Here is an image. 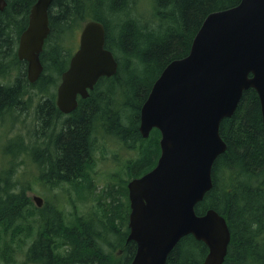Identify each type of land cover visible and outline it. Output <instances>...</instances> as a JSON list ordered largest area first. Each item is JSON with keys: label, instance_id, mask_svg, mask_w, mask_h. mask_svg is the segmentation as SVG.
Wrapping results in <instances>:
<instances>
[{"label": "trees", "instance_id": "trees-1", "mask_svg": "<svg viewBox=\"0 0 264 264\" xmlns=\"http://www.w3.org/2000/svg\"><path fill=\"white\" fill-rule=\"evenodd\" d=\"M5 1L0 10V116L19 107L28 87L36 86L46 94L36 108L39 126L34 127L33 134L38 141L33 150L38 154L45 151L41 133L45 135L46 125L53 129V119L60 118L54 149L48 153L50 159L55 155L51 171L59 177L55 176L50 185L55 187L61 182L76 186L90 181L84 174L90 170V136L100 131L116 136L128 150H136V156L125 163L129 177L140 176L155 165L160 132L152 128L147 137L140 134L142 103L162 69L188 53L206 15L237 5L240 0H154L148 19L133 12L137 0H52L48 9L50 32L40 53L43 70L33 83L28 82L26 63L17 58L14 46L36 0ZM91 19L104 25L105 46L113 53L118 69L112 76L100 77L88 96H78L76 108L64 114L55 106L54 98L60 75L74 52L64 45L66 37L72 39L66 31ZM15 69L13 79L5 81ZM219 133L227 146L214 160L213 186L196 203L195 212L203 214L213 208L226 218L231 240L223 264H240L246 255L250 264H264V123L253 88L244 90L233 114L221 119ZM21 141L22 137L10 140L5 150L27 153L30 149L20 151ZM73 173L78 175L68 177ZM82 189L80 185L76 193L83 195ZM110 191L105 195L109 201L93 197L97 203L87 212L79 213L74 204L70 218L58 204L47 212L39 209L40 236L27 247L26 260L40 264H130L136 244L127 241L128 196L123 202L118 193ZM0 193V257L8 264L15 259L18 241L30 236L28 220L38 211L32 210L24 188L12 191L7 187ZM206 253L205 243L188 234L169 252L165 264H201Z\"/></svg>", "mask_w": 264, "mask_h": 264}, {"label": "water", "instance_id": "water-1", "mask_svg": "<svg viewBox=\"0 0 264 264\" xmlns=\"http://www.w3.org/2000/svg\"><path fill=\"white\" fill-rule=\"evenodd\" d=\"M52 0H36L20 32L16 56L26 63V78L35 82L43 65L40 53L50 32ZM6 5L0 0V10ZM118 62L105 46V28L97 20L82 25L78 45L62 71L55 101L62 113L77 106L102 76L117 72ZM253 88L264 123V0L206 15L188 53L172 59L153 82L139 110V132H160L155 165L127 182V241L136 244L130 264H165L185 235L205 243L201 264H223L231 240L226 218L213 208L203 214L195 205L213 186L212 167L226 149L221 119L233 114L242 92ZM37 206L42 199L34 195Z\"/></svg>", "mask_w": 264, "mask_h": 264}, {"label": "rangeland", "instance_id": "rangeland-1", "mask_svg": "<svg viewBox=\"0 0 264 264\" xmlns=\"http://www.w3.org/2000/svg\"><path fill=\"white\" fill-rule=\"evenodd\" d=\"M153 1L154 0H137L136 6L132 10L133 12H137L140 16L142 15V18L145 17L148 19L150 13H152ZM84 22L66 31L72 35V39L68 37L64 39V45L69 47L70 52L75 51L77 48L79 33ZM151 22L153 21L151 20ZM16 46L17 44L14 46L15 49L17 48ZM16 73L17 69L7 75L4 80L9 81L13 79ZM44 95L46 94H42L38 87H28V93L24 96L19 107L0 116V178H7L5 182L8 181L11 183L8 187L11 188L12 191L24 188L27 196L30 198H32V195H39L42 197V209L47 208V204H60V206L62 204L64 213L68 218H70V213L73 212L74 204L77 206L78 212L80 213L87 212L94 208L97 201L93 197H100L103 201H109V197L107 198L105 195L108 194L110 190V192H114L115 194L118 193L120 199L125 202L127 196L123 194L125 192L123 181L131 179V177L127 175L125 163L134 158L137 152L135 149L128 150L121 142L116 140V136L104 134L101 131L96 134V145L93 147L90 154V156H92V163L89 164L90 181L81 184V187L84 186V191L82 189L83 195L76 193L77 187H80V183L76 185L77 187L67 182H61L58 186L50 187L53 178L42 179L44 178L45 167L36 162V160L40 158L38 156L41 154L34 151V146L32 145H36L38 141L35 139L33 131L35 126H39L36 117V108L38 102ZM41 136L43 138L45 137L43 133H41ZM15 137L23 138L20 151H22V148H26L27 150L30 149L27 152L28 154L20 153L17 155L15 149L5 150V144L10 140H14ZM30 139H32L33 144L30 142ZM41 147L45 149L44 144H41ZM5 182H0V189H4L2 185L6 184ZM42 182L44 183L43 186ZM88 183L89 185L92 183L91 187H89V185L85 187ZM120 190H122L121 195L119 193ZM37 215L36 219H39ZM5 238L7 237H4V239ZM18 242L20 243V247L13 251L15 259L12 263L8 264H40L38 262H29L26 260L25 251L32 242L30 238H24ZM2 243L3 240L1 241V244ZM19 243H17V245H19ZM13 247H16L15 240L13 241ZM248 257L249 256L246 255L243 262L240 264H250ZM0 264H5L3 257H0Z\"/></svg>", "mask_w": 264, "mask_h": 264}, {"label": "flooded vegetation", "instance_id": "flooded-vegetation-1", "mask_svg": "<svg viewBox=\"0 0 264 264\" xmlns=\"http://www.w3.org/2000/svg\"><path fill=\"white\" fill-rule=\"evenodd\" d=\"M56 96V95H55ZM87 97V96H86ZM77 100H78V98H77ZM54 104H55V106H57L56 105V101H55V98H54ZM78 102V101H77ZM60 111V110H59ZM69 113H71V112H69ZM69 113H64V114H69ZM60 121H62L60 118H58V117H56L55 119H53V123H54V125H53V129H50V127L49 126H45V128H44V133H45V135L44 136H46V137H44L43 138V140H42V144H44L45 145V151H43L42 152V154L40 155V156H38V157H40L39 159H37L36 160V162H38V163H40L41 165H43L44 167H45V172H44V178H42V179H46V178H49V179H51V178H54L55 176H57V177H59V175L57 174V173H55L53 170L51 171V166H52V161H53V159H55V155L54 156H51V159H50V157H49V155H48V153L49 152H51L52 153V150L54 149L53 148V141H54V137H55V134L57 133V131H59L60 130V126H61V124H60ZM49 131H51V132H49ZM97 137H96V134L95 133H93L91 136H90V142H89V144L91 143V147H90V151H89V158H88V162H87V165H89L90 163H92V156H90V154H91V151H92V149H93V147H94V140L96 139ZM32 144H33V141H32V139H31V141H30ZM31 146V145H30ZM32 146H35V144L34 145H32ZM87 165H86V167H87ZM89 171L87 172V173H85V175H87V176H89ZM76 175H78V173L76 174ZM76 175L75 174H72L71 176H68V177H70V178H75L76 177ZM7 178H0V182L1 183H4L5 182V180H6ZM55 179V178H54ZM6 184H4V185H2V187H4V188H6V187H8V186H10L11 185V183H9L8 181H6L5 182ZM43 182H42V186H43ZM91 185H92V183L89 185V187H91ZM1 190V189H0ZM1 194V193H0ZM33 196L34 195H32V198H30L31 199V202H32V210H35V211H38L39 209H42V206H37L36 205V202H35V200L33 199ZM37 196H39V195H37ZM128 196V195H127ZM41 199H42V197H41ZM43 202V201H42ZM59 205V208L60 207H62V204H61V206H60V204H58ZM51 206H55V204H51V205H48L47 204V208H43V210H44V212H47L48 210H49V208L51 207ZM63 208V207H62ZM74 210V209H73ZM38 214V215H37ZM39 214H41L39 211L38 212H36V215L39 217V219H36V215H34V216H30V219H29V221H30V236L28 237V238H30V240L33 242L35 239H38L39 238V232H40V227H41V216L39 215ZM63 214H65L64 213V209H63ZM66 215V214H65ZM31 237H33V238H31ZM41 237H43V236H41ZM27 239V238H26ZM31 242V243H32Z\"/></svg>", "mask_w": 264, "mask_h": 264}, {"label": "bare ground", "instance_id": "bare-ground-1", "mask_svg": "<svg viewBox=\"0 0 264 264\" xmlns=\"http://www.w3.org/2000/svg\"><path fill=\"white\" fill-rule=\"evenodd\" d=\"M138 14V13H137ZM142 14V13H141ZM145 18V17H144ZM138 19V18H137ZM149 24V23H148ZM147 27V26H146ZM11 52V51H10ZM9 61V60H8ZM11 61V60H10ZM16 63V62H15ZM5 64V63H4ZM9 64V63H8ZM14 65V64H13ZM10 68V67H9ZM1 69H2V67H1ZM6 71V70H5ZM60 71V70H59ZM102 93V92H101ZM99 95V94H98ZM29 98V97H28ZM99 104V103H98ZM92 105V104H91ZM101 106H102V104H101ZM1 108V107H0ZM72 112V111H71ZM35 113V112H34ZM22 114V113H21ZM37 116V115H36ZM2 120V119H1ZM37 122V121H36ZM27 123V122H26ZM73 125V124H72ZM49 132H51V131H49ZM6 134V133H5ZM7 135V134H6ZM3 137V136H2ZM46 137V136H45ZM97 137V136H96ZM108 137V136H107ZM9 138V137H8ZM16 138V137H15ZM14 138V139H15ZM1 143H3V142H1ZM36 148V147H35ZM108 154V153H107ZM133 154V153H132ZM95 155V154H94ZM84 156V155H83ZM98 159V158H97ZM94 161V160H93ZM94 164V163H93ZM89 166V165H88ZM83 169V168H82ZM222 169V168H221ZM222 171H224V170H222ZM226 171V170H225ZM87 173V172H86ZM73 174H75V173H73ZM85 174V173H84ZM76 175V174H75ZM84 176V175H83ZM224 177V176H223ZM261 179V178H260ZM57 183V182H56ZM264 183V182H263ZM243 184V183H242ZM81 185V184H80ZM264 187V186H263ZM93 188V187H92ZM89 193V192H88ZM106 201V200H105ZM125 201V200H124ZM107 204V203H106ZM123 204V203H122ZM121 204V205H122ZM114 207V206H113ZM117 207H118V205H117ZM28 208V207H27ZM112 208V207H111ZM121 209V208H120ZM53 211V210H52ZM30 211H28V213H29ZM31 213V212H30ZM29 213V214H30ZM33 214V213H32ZM119 216V215H118ZM42 218V217H41ZM109 220V219H108ZM23 221V220H22ZM29 221V220H28ZM112 221V220H111ZM29 223H30V221H29ZM123 223V222H122ZM18 227V226H17ZM73 262V261H72Z\"/></svg>", "mask_w": 264, "mask_h": 264}]
</instances>
